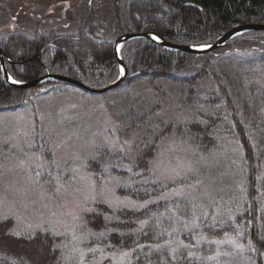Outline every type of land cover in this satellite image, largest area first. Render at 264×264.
Here are the masks:
<instances>
[{"label": "trees", "instance_id": "1", "mask_svg": "<svg viewBox=\"0 0 264 264\" xmlns=\"http://www.w3.org/2000/svg\"><path fill=\"white\" fill-rule=\"evenodd\" d=\"M114 15L119 35L145 30L179 44H211L231 27L264 23V0H116ZM96 23L105 24V18L87 15L69 33L37 30L27 37L13 31L1 37L8 73L18 81L60 73L96 89L106 86L119 76L120 64L115 39L96 35ZM247 41V49L237 45ZM119 54L127 73L112 89L169 80L178 85L179 105L197 118L175 124L157 114L159 100L151 105L135 90L121 91L125 103L116 133L133 137L131 151L98 143L85 168L92 177L116 181L118 195L141 203H91L83 214L88 244L122 253L131 259L128 264H204L206 254L222 245L218 239L239 235L240 249L251 264H264V31L243 32L202 53L170 49L140 36L123 42ZM72 86L89 93L60 80L15 87L0 68V113L23 110L41 95ZM170 136L197 158L226 164L233 159L241 182L237 191L208 189L196 173L168 179L157 174L152 160ZM13 223L11 214L0 213V264L81 262L79 256H67L75 247L70 233L44 224L15 234Z\"/></svg>", "mask_w": 264, "mask_h": 264}, {"label": "rangeland", "instance_id": "2", "mask_svg": "<svg viewBox=\"0 0 264 264\" xmlns=\"http://www.w3.org/2000/svg\"><path fill=\"white\" fill-rule=\"evenodd\" d=\"M26 1L0 0V38L18 30L27 37L37 30L57 33L76 30L71 28L76 26V18H72L75 15H69L68 10L62 15L65 12L64 0H53L51 14L43 13L48 5L36 7L35 12L41 13L40 16H28L24 10L27 6H23ZM68 1L71 9L80 2L83 18L87 15L94 20L105 18V24L96 23V35L111 39L120 36L112 25L116 0ZM4 4L6 19L1 16ZM18 21H24L27 28L13 25ZM66 21L67 29L61 26ZM237 45L247 49L251 41ZM125 88L141 93L138 95L151 105L159 100L157 114L175 124L197 118L191 110L179 105L178 85L164 79L141 82L138 86L129 84L123 89L103 93H82V89L72 86L66 92L41 95L37 101L34 97L35 103L23 110L0 113V213L13 216L10 231L20 234L47 224L58 233H70V243L73 240L75 247L71 245L67 256H79V264H100L106 259L109 260L107 264H128L131 261L122 253L90 246L83 217L87 210L92 209L94 201H103L112 207L141 203L118 195L113 186L116 181L108 177H92L85 168L86 158L98 143L131 151L133 137H122L116 133L125 103L119 94ZM230 148L233 147L225 150L226 159ZM151 164L162 178L196 173L208 189L218 188L224 193L236 192L241 183L233 170V159L232 163L226 164L215 159L197 158L192 150L175 142L172 136L163 141ZM237 238L240 236L218 239L222 245H216V252L206 254L208 257L204 264H251L241 251Z\"/></svg>", "mask_w": 264, "mask_h": 264}, {"label": "water", "instance_id": "3", "mask_svg": "<svg viewBox=\"0 0 264 264\" xmlns=\"http://www.w3.org/2000/svg\"><path fill=\"white\" fill-rule=\"evenodd\" d=\"M264 31V23L261 22H251V23H247V24H242V25H237L234 27H231L230 29H228L227 31H225L222 35H220L213 43L211 44H199V45H185V44H179V43H175V42H170L165 40L160 34H157L155 32H151V31H145V30H141V31H129V32H125L122 33L120 36H118L115 40H114V53L116 58H118L119 64L121 66V68L124 69L123 74H119V76L117 77L116 80L108 83L106 86L96 89L93 88L85 83H83L82 81L75 79L73 77L67 76L65 74H58V73H50L47 72L42 76H39L35 79L32 80H26V81H18V83H13L12 81L14 79H9L10 75L7 71L6 68V64H5V56L3 53L2 48L0 47V68L3 74V77L8 81L9 84H11L12 86L15 87H20V88H28V87H32V86H36L38 84H40L43 81L46 80H60V81H64V82H69V83H73L76 84L84 89H86L89 92L92 93H103L117 85H119L125 78L126 73H127V69L126 66L123 63V60L121 59L119 52H117V46H121L123 44V42H125L128 39L134 38V37H147L152 39V36L155 35L157 36L159 39L154 40L156 42H158L160 45L170 48V49H174V50H180V51H188V52H197V53H202V52H207V51H212L216 48H219L223 45H225L230 39H232L234 36L241 34L243 32H247V31ZM202 46H206V47H202Z\"/></svg>", "mask_w": 264, "mask_h": 264}, {"label": "flooded vegetation", "instance_id": "4", "mask_svg": "<svg viewBox=\"0 0 264 264\" xmlns=\"http://www.w3.org/2000/svg\"><path fill=\"white\" fill-rule=\"evenodd\" d=\"M63 2H64V4H63V10L65 12L62 13V15H65L66 12H67V10L70 11V14L69 15H73L74 14L75 16L72 17V18H76V24H75L76 26L75 27H71V28H74L76 30L79 29L80 28L79 26L83 22V16H81V14H80V11L83 12L82 7L80 5V2L77 3V6H76L75 9L69 8L70 1L64 0ZM51 4H53V0H27L23 4V6H27L24 10L27 12L28 16H40L41 13L38 14V12H35L36 11V7L41 6V7L44 8V6L46 7V5H48L47 8H45V10H44L43 13H45V14H51V13H53V11H52L53 9H51ZM5 5L6 4H4V7L2 8L4 13L3 12L1 13V16H2L3 19H6L5 12L7 10H6ZM19 6L22 7L21 4ZM44 21H45V18H44ZM67 24H68V21H66L63 24H61V26L64 27L65 29H67L66 28L67 27ZM13 25H19V26H21V29L27 28V25L24 23V21H20V22L18 21V23L15 22ZM38 28L41 29L40 27H38ZM76 30H73V31H76ZM18 32H21V31L18 30Z\"/></svg>", "mask_w": 264, "mask_h": 264}, {"label": "snow or ice", "instance_id": "5", "mask_svg": "<svg viewBox=\"0 0 264 264\" xmlns=\"http://www.w3.org/2000/svg\"><path fill=\"white\" fill-rule=\"evenodd\" d=\"M152 39L157 40V39H159V38H158L157 36L153 35V36H152ZM202 47H206V46H202ZM119 50H120V46L118 45V46H117V52H119ZM120 71H121V74H123L124 69L121 68ZM9 79H11V77H9ZM12 82H13V83H18V81H15V80H13ZM54 235H59V234H58V233H54Z\"/></svg>", "mask_w": 264, "mask_h": 264}]
</instances>
